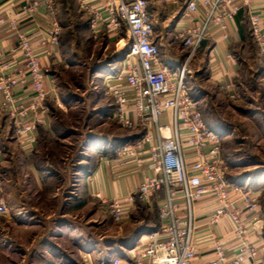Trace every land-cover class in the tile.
<instances>
[{"label":"built area","instance_id":"1","mask_svg":"<svg viewBox=\"0 0 264 264\" xmlns=\"http://www.w3.org/2000/svg\"><path fill=\"white\" fill-rule=\"evenodd\" d=\"M22 2L25 12L44 8L47 15L55 18V0ZM199 2L206 10L202 23L180 33L185 55L180 64L170 68L160 62L147 0H102L99 7H86L91 13L90 29L95 38L104 28L118 35L119 28L124 26L129 33L123 70L105 77L103 86L114 102L113 119L117 125L126 131L138 127L145 131L135 142L124 144L119 149L120 155L143 165L137 155L144 149L149 152L142 182L127 197L126 206L113 200L110 213L115 222H121L128 207L137 201L146 203L163 193L157 212L160 227L145 235L144 245L129 251L134 264H194L197 252L193 207L203 199L213 201V210L207 218L210 230L218 227L222 219L230 223L236 253L227 256L221 240L211 230L212 251L199 264H259L258 248L247 239L242 211L233 208L239 200L244 212L257 213V199L227 182L222 165V138L207 128L200 102L191 96L188 85L190 65L209 31L216 28L226 39V20H233L242 8L249 7L251 0H191L187 10L196 12ZM247 21L252 39L264 58V25L254 15L248 14ZM59 35L60 26L54 19L47 30L48 40L58 46ZM17 50L22 67L11 68L0 55V111L12 121L16 140L31 146L48 114L47 93L39 58L29 37L18 36ZM223 89L230 93L231 99L237 98L232 85ZM24 92L32 97L27 105L20 98L23 95H19ZM6 213V202L0 197V217ZM111 264L121 263L114 260Z\"/></svg>","mask_w":264,"mask_h":264},{"label":"rangeland","instance_id":"2","mask_svg":"<svg viewBox=\"0 0 264 264\" xmlns=\"http://www.w3.org/2000/svg\"><path fill=\"white\" fill-rule=\"evenodd\" d=\"M55 19L60 26L59 61L52 70L62 108L68 112L55 108L53 113L60 132L69 135V140L57 146L42 144L40 155L52 153V165L59 167V158L76 160L78 147L85 143L89 132L106 136L115 133L122 139L129 137V131L112 122L97 130V112L104 107L115 110L103 80L123 70L130 38L124 26L119 28L115 42H110L103 30L95 38L90 29L91 13L81 7L79 0H55ZM248 50L250 59L243 66L239 84H232L236 99H231L224 89L220 95H200L199 92L192 97L200 102L207 128L222 138V165L227 182L256 197L259 216L264 220V58L253 39ZM199 79L202 82L205 77ZM138 135L141 137L142 133ZM89 138L81 154L85 157L83 162L92 155L91 147L97 146L95 140ZM4 143L0 197L6 202L7 213L0 217V264H53L60 260L52 251L58 256L65 251L70 260L78 264L82 254L95 249L103 236L111 237L118 231L121 236L131 233V224L114 221L111 202L102 205L95 200L84 203L77 200L80 183L76 177L42 182V192L32 196L35 185L22 172L25 152L10 135ZM108 143L110 146L106 144V149L112 147V141ZM46 147L51 152L46 151ZM54 190L57 195L53 194ZM72 201L74 204L66 205ZM22 208L25 211H21ZM139 214L135 217L144 218V212ZM23 215L26 217L22 218ZM27 220L34 225L27 224L30 223Z\"/></svg>","mask_w":264,"mask_h":264},{"label":"crops","instance_id":"3","mask_svg":"<svg viewBox=\"0 0 264 264\" xmlns=\"http://www.w3.org/2000/svg\"><path fill=\"white\" fill-rule=\"evenodd\" d=\"M147 1L148 12L154 20V42L159 49L160 62L167 68L177 66L182 62L185 55V49L179 37L180 33L183 30L193 29L201 25L206 10L199 2L196 12H189L187 3L191 0ZM79 2L81 7L88 5L96 8L100 6L102 0H79ZM24 7L22 0H0V21H2L0 23V55L5 63L10 64L11 68L22 67V60L17 50L18 36L29 37L44 74L43 82L47 93L45 105L48 114L44 124L38 127L36 141L29 146L22 145L16 140L13 134L12 121L0 111V167L4 158V150L2 149L5 144L4 140L7 135H10L19 149L25 152L22 157V172L25 176L28 175L35 185V192L32 196L42 192V182L57 179L70 180L76 177L80 183L78 189L80 196L77 200H81L83 203L88 200H95L102 205L113 200H120V203L126 206L127 197L134 193L146 173L147 168L144 161L147 160L149 152L144 149L138 153L137 158L143 162V165H138L136 160L123 158L119 149L121 145L131 144L140 138L138 134L142 133L143 135L145 132L142 127L129 131V137L124 139L115 133L107 136L102 133L97 135L87 133L89 137L91 136L95 140L97 146L96 148L91 147L92 155L87 158L86 162L82 161L85 157H82L81 154L84 153V146L90 139L89 137H86L85 143L78 147L76 160L64 161V159L59 158L61 164L59 167L52 165L53 156H50L52 153H49L48 156L40 155L42 144L44 146L46 143H50V145L57 146L62 144L61 142L69 140V135L60 132L59 123L56 122L53 113L55 108L63 110L64 113H67L68 110L62 108L61 97L57 94L55 75L52 70H55L57 61H59V47L51 44L47 36V30L55 18L47 15L44 8L34 12H25ZM248 14L258 16L264 25V0H251L248 8H242L233 20H226V39L222 38V33L216 28L209 31L208 37L202 42L190 65L192 74L188 78V85L191 96L199 95V92L200 95H215L217 93L220 95L221 89L226 85L234 84L237 86L239 84L238 79L241 78L243 66L250 59L248 45L249 43L252 44V36L247 21ZM103 32L110 42L118 40V35L106 28L103 29ZM42 41L45 42V45L41 44ZM203 76L205 79L200 82L199 78ZM19 95H23L20 98L26 105L30 103L32 97L29 92ZM113 113L114 109L106 110L105 107L97 112L99 123L97 130L111 122L116 123L113 119ZM108 141H112V147L106 149L108 148L106 144L110 146ZM99 144L102 145L101 148H99ZM46 151L51 152V149L46 147ZM53 194L57 195V190H54ZM162 200L163 193L160 192L146 203L137 201L128 207L129 210L122 222L125 225L131 224V233L121 236L120 231H118L116 235L114 233L111 237L103 236L97 241L95 249L91 252L85 251L84 255L82 254V261H78V264H111L114 260H119L121 264H134L130 260L129 251L136 246L144 245L145 235L158 230L160 227L157 212ZM74 201L66 203V205L74 204ZM233 208H239L242 211L241 216L248 228L247 239L258 248L259 264H264V220L259 216L258 211L254 214L244 212L239 200L235 201ZM181 210H183L182 205ZM212 210L213 201L211 199H203L193 207L194 243L197 252L194 264H199L210 256L214 244L210 237L211 230L221 240L227 256L236 253V243L231 225L226 219H222L218 227L211 230L208 227L207 218ZM21 211H25V209L22 208ZM141 212H144L145 215H142L144 218L135 217ZM25 217L23 215L22 218ZM30 218L35 217L30 216ZM26 222H30L27 223L29 225H34L31 221L27 220ZM52 252L51 254L60 261L64 260L53 264H76L64 253L65 251L59 253L62 255L61 258H59L60 255Z\"/></svg>","mask_w":264,"mask_h":264}]
</instances>
